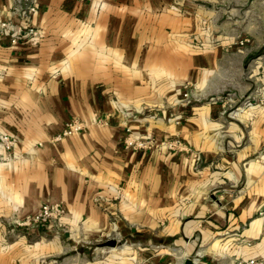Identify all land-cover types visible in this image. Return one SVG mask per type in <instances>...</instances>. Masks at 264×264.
Returning <instances> with one entry per match:
<instances>
[{
	"label": "crops",
	"instance_id": "crops-1",
	"mask_svg": "<svg viewBox=\"0 0 264 264\" xmlns=\"http://www.w3.org/2000/svg\"><path fill=\"white\" fill-rule=\"evenodd\" d=\"M33 22L36 44L0 35V132L15 141L0 164V217L45 201L65 214L19 229V242L83 255L104 232L120 250L90 264L264 260V55L239 44H263L264 1L41 0ZM227 90L234 100L219 97ZM71 118L84 128L53 141ZM127 127L187 149L127 146Z\"/></svg>",
	"mask_w": 264,
	"mask_h": 264
},
{
	"label": "built area",
	"instance_id": "built-area-1",
	"mask_svg": "<svg viewBox=\"0 0 264 264\" xmlns=\"http://www.w3.org/2000/svg\"><path fill=\"white\" fill-rule=\"evenodd\" d=\"M41 0H10L6 7L4 17L0 18V35L6 36L9 39L10 46H16L19 41L27 40L33 44L38 43L42 37L41 29L34 24L33 18L37 14ZM244 40H240L242 44ZM190 83H182V96L185 102L190 103ZM234 96V95H233ZM229 95V98L233 97ZM259 104L264 106V96H260L256 100ZM248 104L253 100L249 99ZM179 115L175 116V121H179ZM100 123H105L104 120H99ZM85 124L78 118H71L65 124L62 130L52 137L53 141H59L66 136L78 132L84 128ZM127 134L124 142L127 146L138 148H161L166 147L171 150H185L187 146L178 138L166 139L157 142L154 139H138L132 136L129 127L126 128ZM14 138L8 133L0 132V164L4 162L11 155L14 147ZM257 157L264 164V145L257 152ZM65 214V207L60 202L45 201L40 204L38 210L32 214L25 216L22 219H16L15 222L20 225L35 227L59 225L61 226V219ZM258 215L264 216V209L258 211ZM237 264H264V260L258 258H248L240 260Z\"/></svg>",
	"mask_w": 264,
	"mask_h": 264
},
{
	"label": "rangeland",
	"instance_id": "rangeland-1",
	"mask_svg": "<svg viewBox=\"0 0 264 264\" xmlns=\"http://www.w3.org/2000/svg\"><path fill=\"white\" fill-rule=\"evenodd\" d=\"M258 1L263 2L264 0H258ZM262 15L263 14L261 12L259 16L261 17ZM244 33L249 35V32L247 30H244ZM242 39L244 40L243 46L246 49L249 48L252 49L251 52H254L255 54L264 55V42L262 45L246 46L245 40L247 39V36H243ZM197 47L203 48V45H197ZM261 62L264 65V61ZM185 82L190 83V81H184L181 83H185ZM189 86H190L189 90H191L192 84L190 83ZM226 93H229L227 97H225L226 100L229 101L234 100L233 99L234 92L230 90L220 92L219 97L222 94H225L224 96H226ZM229 95H232L233 97L229 98ZM234 110L235 108H233L232 110L230 109L229 112L233 113ZM156 141L160 142L158 140ZM158 149H160V147ZM16 219H22V218L14 217V219L13 218L5 219L4 217L3 218L0 217V258L4 259L3 261L4 264H90L92 261L97 260V258L103 259V257H106L108 254L112 253V252L108 253V246L103 245V243L107 239V236L106 233L101 232L102 234H100L98 237H89L84 242H81L87 247L86 252L83 255L82 254L78 255L76 253L77 250L61 253L58 255H48L47 253L42 252L39 246L37 245L33 246V242H35L36 239L33 238L30 239L26 236L25 238L26 242H19L20 239L19 236L20 232L18 231L19 229L31 230L34 229L35 227H29V226L26 227L24 225L17 224L15 222ZM123 241L124 240L122 239L118 245L122 244ZM78 245H80V243ZM110 248L113 250H120V248L116 246Z\"/></svg>",
	"mask_w": 264,
	"mask_h": 264
},
{
	"label": "water",
	"instance_id": "water-1",
	"mask_svg": "<svg viewBox=\"0 0 264 264\" xmlns=\"http://www.w3.org/2000/svg\"><path fill=\"white\" fill-rule=\"evenodd\" d=\"M103 245L106 246H115L116 245V241L114 239H108L106 240ZM183 264H194V261L192 258H186L183 262Z\"/></svg>",
	"mask_w": 264,
	"mask_h": 264
}]
</instances>
